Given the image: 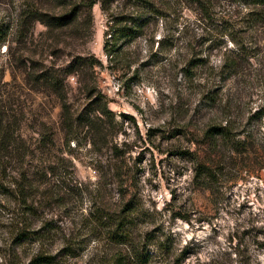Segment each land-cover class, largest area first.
<instances>
[{
  "label": "rangeland",
  "instance_id": "obj_1",
  "mask_svg": "<svg viewBox=\"0 0 264 264\" xmlns=\"http://www.w3.org/2000/svg\"><path fill=\"white\" fill-rule=\"evenodd\" d=\"M244 2L0 0V179L28 174L50 228L15 243L0 207V264H105L95 217L126 206L140 264H264V19Z\"/></svg>",
  "mask_w": 264,
  "mask_h": 264
},
{
  "label": "trees",
  "instance_id": "obj_2",
  "mask_svg": "<svg viewBox=\"0 0 264 264\" xmlns=\"http://www.w3.org/2000/svg\"><path fill=\"white\" fill-rule=\"evenodd\" d=\"M247 5H252L253 11H258L256 17L260 16L261 19H264V0H245L244 2ZM89 6H93V3H90ZM250 13V12H249ZM254 14L251 11V15ZM254 15V16H255ZM253 18L254 20L257 18ZM119 35L118 29L115 30L113 34H109L108 38H115ZM231 42L235 43L239 47V53L234 59L230 60L231 64L227 66V69H236L242 67L241 60L242 55L245 54V51L240 44L235 40V38L230 39ZM239 55V57H238ZM231 76V73L228 74V77ZM231 133L230 125L219 124L214 125L207 130V135H219L223 138L229 137ZM247 138H240L236 141V147L238 149H245L248 145ZM204 170L203 173L210 174V167L203 164ZM4 173V177H5ZM19 178L11 182L9 180L4 181L5 178L0 179V190L1 193L6 195V197L12 196L14 199L11 203L4 202L0 204L9 216H7L10 234L15 239V243H22L26 240L34 239L41 240L45 233L50 232V228L34 229L31 226L30 219L34 214L37 213L36 202L33 199H30V195L33 194V183L29 175L21 172L19 173ZM125 210L117 213L116 216H98L95 217L98 222L102 221L108 225L106 230V238L111 241L112 245L117 247L112 255H110L109 260H105V264H138L140 261V254L138 246L134 242V238L131 235V226L132 218H130L127 211L131 209L125 207ZM105 220H103V218ZM105 225V226H106ZM144 261V260H143ZM29 264H53L54 256L48 253H40L39 251L30 259ZM140 264V263H139Z\"/></svg>",
  "mask_w": 264,
  "mask_h": 264
}]
</instances>
